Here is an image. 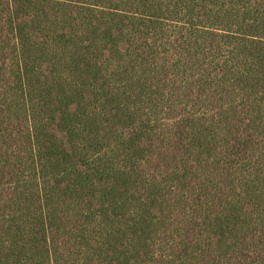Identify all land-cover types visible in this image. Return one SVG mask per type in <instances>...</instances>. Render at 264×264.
Instances as JSON below:
<instances>
[{"label":"trees","instance_id":"trees-1","mask_svg":"<svg viewBox=\"0 0 264 264\" xmlns=\"http://www.w3.org/2000/svg\"><path fill=\"white\" fill-rule=\"evenodd\" d=\"M0 264H264V0H0Z\"/></svg>","mask_w":264,"mask_h":264}]
</instances>
